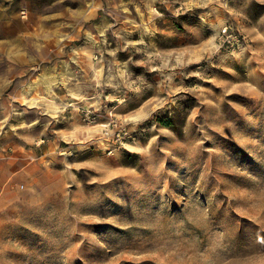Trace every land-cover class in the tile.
Masks as SVG:
<instances>
[{"label": "rangeland", "instance_id": "obj_1", "mask_svg": "<svg viewBox=\"0 0 264 264\" xmlns=\"http://www.w3.org/2000/svg\"><path fill=\"white\" fill-rule=\"evenodd\" d=\"M0 264H264V0H0Z\"/></svg>", "mask_w": 264, "mask_h": 264}, {"label": "bare ground", "instance_id": "obj_2", "mask_svg": "<svg viewBox=\"0 0 264 264\" xmlns=\"http://www.w3.org/2000/svg\"><path fill=\"white\" fill-rule=\"evenodd\" d=\"M29 85H30V87H29V88H30V89H32V85H31V84H29Z\"/></svg>", "mask_w": 264, "mask_h": 264}]
</instances>
